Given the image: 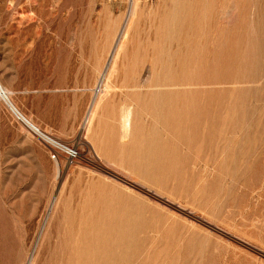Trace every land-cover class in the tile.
I'll return each mask as SVG.
<instances>
[{
  "label": "rangeland",
  "instance_id": "374dc122",
  "mask_svg": "<svg viewBox=\"0 0 264 264\" xmlns=\"http://www.w3.org/2000/svg\"><path fill=\"white\" fill-rule=\"evenodd\" d=\"M132 2L0 0V87L81 155L0 99V264H264V0Z\"/></svg>",
  "mask_w": 264,
  "mask_h": 264
},
{
  "label": "bare ground",
  "instance_id": "6f19581e",
  "mask_svg": "<svg viewBox=\"0 0 264 264\" xmlns=\"http://www.w3.org/2000/svg\"><path fill=\"white\" fill-rule=\"evenodd\" d=\"M135 2V0H133V4H135L134 3ZM178 33V32H177ZM113 43H111V46L107 49V56H109V53L110 52H112V54H113V51H114V49L113 48H115V46H113L112 45ZM111 54V53H110ZM106 60V62H103L102 63V69L100 70V71H98V76H99V78H100V76L103 78L104 77V75H105V72L107 71V67L109 66V60H110V58L108 59V57L105 59ZM106 63V64H105ZM103 80V79H102ZM106 86L107 85H104V87H102V88H104V90L106 89ZM132 86V85H131ZM136 87V86H142V84L141 83H139V82H134L133 83V87ZM6 88V87H5ZM7 89V88H6ZM142 95H140V92H135V91H132V93H131V98L132 99H135V100H137V101H140V104L142 105V107L144 108V109H147V103H146V101L144 100V96L142 97V98H140ZM0 99L6 104V106L8 107V108H10V110H12V112H13V114L20 120V121H22L27 127H29V129H31V128H35L36 126L33 124V123H31L27 118H25L18 110H17V108L11 103V101H10V99H9V97L7 96V94H6V92H5V90L2 88V87H0ZM100 103V102H99ZM170 104V103H169ZM96 105V104H95ZM95 107V106H94ZM123 109V108H122ZM121 109V110H122ZM91 110V109H90ZM167 110V109H166ZM122 112V111H121ZM121 112H120V114H121ZM169 113V112H168ZM90 115H89V117H88V119L86 120L88 123L90 122V120H91V117H92V115H93V111L92 112H90L89 113ZM196 115V114H195ZM213 117V116H212ZM131 118H132V108H131V104L130 103H126L125 104V106H124V109H123V112H122V114H121V116H120V123H119V125H120V131H121V136H126L127 135V133L129 132V130H130V128H131ZM201 118V117H200ZM199 118V119H200ZM207 118V117H206ZM214 118H212V120H213ZM172 120H173V118H172ZM87 123V124H88ZM194 123V122H193ZM164 124V123H163ZM184 127H185V124H184ZM189 127V126H188ZM214 127V126H213ZM37 128V127H36ZM40 130V129H39ZM213 130V129H212ZM42 132V131H41ZM191 135H193V133L191 134ZM205 135H206V133H205ZM209 135V134H208ZM59 139V138H58ZM205 139V138H204ZM163 147V146H162ZM173 154V153H172ZM165 162V161H164ZM133 163V162H132ZM160 163V162H159ZM141 166V165H140ZM165 166V165H164ZM151 168H152V166H151ZM158 168V167H157ZM140 169H142V166L140 167ZM159 170V169H158ZM173 171V170H172ZM143 174V173H142ZM117 209V208H116ZM131 213V212H130ZM123 218V217H122ZM121 221V220H120ZM139 222V221H138ZM124 224V223H123ZM129 224V223H128ZM132 224V223H131ZM137 228V227H136ZM119 231V230H118ZM133 233V232H132ZM136 233V232H135ZM125 235H126V233H124ZM100 235V234H99ZM129 235H130V233H129ZM133 236V235H132ZM104 237V236H103ZM102 237V238H103ZM96 238V237H95ZM136 238V237H135ZM134 238V239H135ZM83 239H84V237H83ZM125 240V239H124ZM123 240V241H124ZM122 241V242H123ZM138 241H139V239H138ZM88 242V241H87ZM121 242V243H122ZM95 243V242H94ZM84 244H86V246H88L89 244L88 243H84ZM123 244H125V243H123ZM116 245V244H115ZM118 245V244H117ZM85 246V245H84ZM115 247V246H114ZM121 247H122V245H121ZM83 249V248H82ZM110 249V248H109ZM123 249V248H122ZM95 250H96V247H95ZM112 250V249H111ZM99 251V250H98ZM109 251V250H108ZM128 251H130V250H128ZM88 253H89V255L90 254H92V252L93 251H87ZM86 252V253H87ZM112 252V251H111ZM114 252V251H113ZM123 252H124V250H123ZM120 253V252H119ZM118 253V254H119ZM110 254V253H109ZM129 254V253H128ZM95 256H96V254H94ZM115 255V254H114ZM131 255V254H130ZM118 255H116V257L115 258H118L117 257ZM120 256V255H119ZM71 258V257H70ZM73 258V257H72ZM94 258V257H93ZM96 258V257H95ZM112 258V257H111ZM127 258H128V256H127ZM126 258V259H127ZM85 260V259H84ZM121 260V259H120ZM100 261V260H99ZM104 261H107V258H106V260H104ZM113 261V260H112ZM122 261V260H121ZM128 261H129V259H128ZM131 261V260H130ZM101 262H103V260L101 261ZM118 263H120V262H118ZM104 264V263H103ZM106 264V263H105ZM112 264V263H111Z\"/></svg>",
  "mask_w": 264,
  "mask_h": 264
},
{
  "label": "built area",
  "instance_id": "2783aa9c",
  "mask_svg": "<svg viewBox=\"0 0 264 264\" xmlns=\"http://www.w3.org/2000/svg\"><path fill=\"white\" fill-rule=\"evenodd\" d=\"M45 145L52 160L62 158L68 166L75 165L81 158L79 151L54 136L41 132L38 128L30 129Z\"/></svg>",
  "mask_w": 264,
  "mask_h": 264
}]
</instances>
